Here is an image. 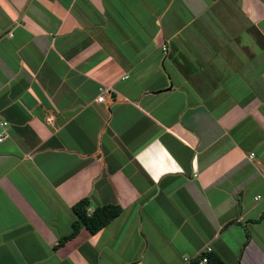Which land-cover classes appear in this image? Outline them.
I'll use <instances>...</instances> for the list:
<instances>
[{
    "label": "crops",
    "instance_id": "0c3cea01",
    "mask_svg": "<svg viewBox=\"0 0 264 264\" xmlns=\"http://www.w3.org/2000/svg\"><path fill=\"white\" fill-rule=\"evenodd\" d=\"M0 118V264H264V0H0Z\"/></svg>",
    "mask_w": 264,
    "mask_h": 264
},
{
    "label": "trees",
    "instance_id": "16d2710c",
    "mask_svg": "<svg viewBox=\"0 0 264 264\" xmlns=\"http://www.w3.org/2000/svg\"><path fill=\"white\" fill-rule=\"evenodd\" d=\"M88 199L84 197L72 205L74 218L71 222V230L65 236L58 240L62 242L65 238L70 237L76 233L80 226H85L90 232H94L104 225L109 219L115 216L120 211V206L116 203H102L94 206L90 212L87 211ZM264 214V207L260 215L256 218L259 219ZM206 256V261L199 263L201 255ZM185 264H225L216 254L210 251L200 250V253L194 256H188Z\"/></svg>",
    "mask_w": 264,
    "mask_h": 264
},
{
    "label": "built area",
    "instance_id": "2783aa9c",
    "mask_svg": "<svg viewBox=\"0 0 264 264\" xmlns=\"http://www.w3.org/2000/svg\"><path fill=\"white\" fill-rule=\"evenodd\" d=\"M162 48H164V46H162ZM99 90H100V92H104V91L107 90V87H99ZM96 99H97V100H101V99H102V94H98L97 97H96ZM5 132H6V122H5L3 119L0 118V140H1L2 137L4 136ZM210 249H211V247L208 246V245H207V246H204V247L202 248V250H204V251H210ZM200 250H201V249H200ZM200 250H199L198 252H196L195 254L197 255L198 253H200ZM193 256H194V255H193ZM187 260H188V256H184V257H183V261H184V262H187ZM205 261H206V256L202 254V255L199 257L198 262H199V263H203V262H205Z\"/></svg>",
    "mask_w": 264,
    "mask_h": 264
},
{
    "label": "clouds",
    "instance_id": "9594fccd",
    "mask_svg": "<svg viewBox=\"0 0 264 264\" xmlns=\"http://www.w3.org/2000/svg\"><path fill=\"white\" fill-rule=\"evenodd\" d=\"M185 263V262H184Z\"/></svg>",
    "mask_w": 264,
    "mask_h": 264
}]
</instances>
